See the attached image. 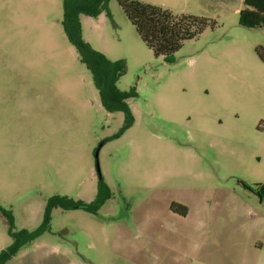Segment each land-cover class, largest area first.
Masks as SVG:
<instances>
[{
	"label": "rangeland",
	"instance_id": "rangeland-1",
	"mask_svg": "<svg viewBox=\"0 0 264 264\" xmlns=\"http://www.w3.org/2000/svg\"><path fill=\"white\" fill-rule=\"evenodd\" d=\"M134 1L216 26L169 61L153 54L118 0L108 13L80 16L83 40L126 62L118 87L137 93L127 127L123 112L105 109L68 39L63 0H0V252L13 242L9 216L15 231H33L54 196L91 204L101 184L111 194L97 214L52 209L49 231L7 264H204L205 252L253 258L213 242L198 250L192 222L181 219L186 207L193 217L216 216L217 201L235 202V218L250 217L243 202L256 205L251 217L264 216V194L243 186L264 185V29L241 24L243 0ZM235 227V241H246Z\"/></svg>",
	"mask_w": 264,
	"mask_h": 264
},
{
	"label": "trees",
	"instance_id": "trees-1",
	"mask_svg": "<svg viewBox=\"0 0 264 264\" xmlns=\"http://www.w3.org/2000/svg\"><path fill=\"white\" fill-rule=\"evenodd\" d=\"M110 0H63V28L76 47L80 61L91 72L94 84L98 89L102 104L109 113L123 112L127 119V127L132 125L134 118L129 99L137 96L135 88L122 91L118 87L120 78L125 74V60L109 61L105 55L94 50L82 38L80 16L98 17L108 13ZM128 19L138 34L156 57H164L172 61L175 53L185 41L199 37L207 28H214L216 23L208 18L187 14H175L159 6L145 4L134 0H118ZM245 8L240 11L241 24L249 29H264V0H244ZM264 60V58L262 57ZM243 186L258 197L264 194V185H258L259 190L243 183ZM111 199L106 186L100 185L96 199L91 204L75 201L67 196L52 197L46 209L44 223L36 230L15 231L13 217L9 216L8 232L13 239L12 244L0 252V264H7L21 249L34 242L48 232L50 214L54 208L64 210L82 209L97 214Z\"/></svg>",
	"mask_w": 264,
	"mask_h": 264
},
{
	"label": "crops",
	"instance_id": "crops-1",
	"mask_svg": "<svg viewBox=\"0 0 264 264\" xmlns=\"http://www.w3.org/2000/svg\"><path fill=\"white\" fill-rule=\"evenodd\" d=\"M239 205L241 211L245 210V214L250 217L244 218L241 216L240 218H235V202L229 204L217 201L213 205V211H217L216 216L200 213L197 217H193V208L186 207L185 217L181 220L189 221L190 219L192 222L193 229L196 231L195 234L199 237L198 239L194 238V240L200 241L198 250L207 249L208 243L213 242L220 252H225L229 256H235L236 250L249 252L253 257L250 261L235 259L234 257L227 260L222 258H214L213 260L211 259L213 254L205 252L200 254L204 264H207V262H210L209 264H264V236H260L264 232V216L256 218L254 216L256 213H253L252 217L249 215L256 208L254 203L243 202ZM198 208L204 209L203 206ZM223 211H227L226 216L222 213ZM235 225H238L242 230H246V241H235ZM250 228L254 230V233L247 231Z\"/></svg>",
	"mask_w": 264,
	"mask_h": 264
},
{
	"label": "water",
	"instance_id": "water-1",
	"mask_svg": "<svg viewBox=\"0 0 264 264\" xmlns=\"http://www.w3.org/2000/svg\"><path fill=\"white\" fill-rule=\"evenodd\" d=\"M103 144H104V143H103ZM103 144L99 147V149H98L97 152H96V157H97V158H98V156H99L100 148L103 146ZM97 171H98L99 176L101 177V171H100L99 161L97 162Z\"/></svg>",
	"mask_w": 264,
	"mask_h": 264
}]
</instances>
